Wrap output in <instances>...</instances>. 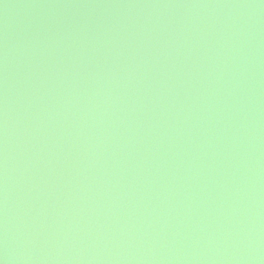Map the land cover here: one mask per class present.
I'll list each match as a JSON object with an SVG mask.
<instances>
[{
    "label": "water",
    "instance_id": "95a60500",
    "mask_svg": "<svg viewBox=\"0 0 264 264\" xmlns=\"http://www.w3.org/2000/svg\"><path fill=\"white\" fill-rule=\"evenodd\" d=\"M0 264H264V0H0Z\"/></svg>",
    "mask_w": 264,
    "mask_h": 264
}]
</instances>
